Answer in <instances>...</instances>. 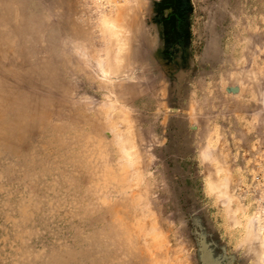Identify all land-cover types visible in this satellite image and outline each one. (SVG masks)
Listing matches in <instances>:
<instances>
[{"label": "rangeland", "instance_id": "1", "mask_svg": "<svg viewBox=\"0 0 264 264\" xmlns=\"http://www.w3.org/2000/svg\"><path fill=\"white\" fill-rule=\"evenodd\" d=\"M37 11L0 32V77L27 89L85 28L94 51L0 145V264H264V0Z\"/></svg>", "mask_w": 264, "mask_h": 264}, {"label": "clouds", "instance_id": "2", "mask_svg": "<svg viewBox=\"0 0 264 264\" xmlns=\"http://www.w3.org/2000/svg\"><path fill=\"white\" fill-rule=\"evenodd\" d=\"M37 4L38 0H0V32H11L26 16L35 18L39 14ZM105 9L101 8V11ZM61 47L64 51L58 60L35 63L26 70L30 80L27 89H18L11 81L0 77V145L6 146L30 122L45 121L57 84L62 79H70L74 70H82V65H87L94 51L87 28L79 38L62 41ZM85 47L88 48L87 58L81 55V50ZM47 130L45 153L49 149L54 153L55 132L51 129L50 122ZM37 163L48 166L52 161L42 155Z\"/></svg>", "mask_w": 264, "mask_h": 264}, {"label": "built area", "instance_id": "3", "mask_svg": "<svg viewBox=\"0 0 264 264\" xmlns=\"http://www.w3.org/2000/svg\"><path fill=\"white\" fill-rule=\"evenodd\" d=\"M117 1H123V0H117ZM256 180L257 183L264 184V178H262L261 175H257Z\"/></svg>", "mask_w": 264, "mask_h": 264}]
</instances>
